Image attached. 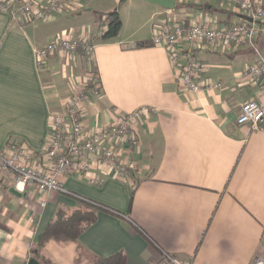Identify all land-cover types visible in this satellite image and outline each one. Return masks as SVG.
Masks as SVG:
<instances>
[{
	"label": "crops",
	"instance_id": "1",
	"mask_svg": "<svg viewBox=\"0 0 264 264\" xmlns=\"http://www.w3.org/2000/svg\"><path fill=\"white\" fill-rule=\"evenodd\" d=\"M109 11L118 12L121 29L104 41L99 28ZM243 16L224 0H175L172 10L143 0H74L33 21L0 11V149L8 141L25 144L34 153L32 164L47 169L49 122L76 88L89 91L93 77L100 92L86 94L85 130L149 109L132 129L138 145L130 156L137 170L128 176L117 177L95 160L93 175L71 172L63 178L64 192L28 186L16 196L11 179L0 173V264H26L39 253L58 264H93L118 252L125 264H166L170 258L181 264H252L264 258V127L235 122L244 100L261 101L245 68L264 55V22L253 23L251 45L191 49L204 67L195 76L201 86L196 93L179 83L165 47L134 46L166 23L221 28L245 23ZM68 35L88 39L91 49L57 52L37 65V49ZM81 54L86 59L76 62ZM72 61L79 69L70 67ZM215 83L220 86L207 87ZM91 176L101 183L90 182ZM66 192L124 216L99 211L77 240H50L40 250L37 237L55 211L80 204Z\"/></svg>",
	"mask_w": 264,
	"mask_h": 264
},
{
	"label": "built area",
	"instance_id": "2",
	"mask_svg": "<svg viewBox=\"0 0 264 264\" xmlns=\"http://www.w3.org/2000/svg\"><path fill=\"white\" fill-rule=\"evenodd\" d=\"M74 0H0V11L13 20L22 17L33 21L65 9ZM236 6L238 12L251 19L242 24H229L226 27H212L203 23H166L160 26L150 42L167 49L169 62L174 67L178 81L188 91L199 92L201 86L195 81L196 75L204 72L203 65L192 55L191 49L204 43H229L234 47L251 45L256 29L254 22H264V4L255 0H224ZM105 26H101L100 33ZM88 39L73 35L58 37L36 50L37 65L46 57L57 52L73 53L77 49L90 50ZM245 74L253 79L259 88L261 101L246 99L240 105L236 116L237 125H249L253 129L264 127V55L258 54L256 61L248 64ZM205 86V85H204ZM220 84H207L218 87ZM89 91L85 87L76 88L66 102L63 112H57L49 122L47 138V169L32 164L34 153L22 143L8 141L0 149V173L11 179V188L25 193L28 186L41 193L64 192L63 178L71 172L88 175L91 163L99 160L105 168L117 177L128 176L137 170L131 151L138 143L132 129L146 107H139L121 116L116 123L87 131L83 127V108L86 94L98 95L100 90L95 77L89 80ZM94 174V173H90ZM90 182L100 184L95 176ZM166 264H181L170 258ZM188 264V263H185ZM252 264H264V258L256 257Z\"/></svg>",
	"mask_w": 264,
	"mask_h": 264
},
{
	"label": "trees",
	"instance_id": "3",
	"mask_svg": "<svg viewBox=\"0 0 264 264\" xmlns=\"http://www.w3.org/2000/svg\"><path fill=\"white\" fill-rule=\"evenodd\" d=\"M106 17L105 28L100 33L99 39L110 40L119 34L121 29V19L117 11L104 13ZM150 40L138 41L135 47L142 48L151 46ZM77 52H83L77 49ZM80 204L73 209L58 208L52 219L49 221L44 231L39 234L36 240L37 247L42 250L47 242L55 241H75L81 233L97 219L99 211L108 212L112 215L123 217L124 215L111 207L88 198L79 196L73 192H66ZM36 259L42 264H58L53 262L43 253L35 255ZM93 264H125V257L121 252L115 253L105 258L97 259Z\"/></svg>",
	"mask_w": 264,
	"mask_h": 264
},
{
	"label": "water",
	"instance_id": "4",
	"mask_svg": "<svg viewBox=\"0 0 264 264\" xmlns=\"http://www.w3.org/2000/svg\"><path fill=\"white\" fill-rule=\"evenodd\" d=\"M123 1L125 0H119V3H122ZM143 1H146V2H149V3H153V4H157L165 9H169V10H172L174 8V5H175V0H143ZM243 18L249 22H251V19L246 17V16H243ZM10 192L13 194V195H16V196H20V193L16 192L15 190L13 189H10ZM26 264H41L39 263L34 257H31Z\"/></svg>",
	"mask_w": 264,
	"mask_h": 264
},
{
	"label": "rangeland",
	"instance_id": "5",
	"mask_svg": "<svg viewBox=\"0 0 264 264\" xmlns=\"http://www.w3.org/2000/svg\"><path fill=\"white\" fill-rule=\"evenodd\" d=\"M86 57H87L86 54H81V55L77 56V58H76V62H80V61H78L79 59H81L82 61H84V60L86 59ZM70 67H71V68L74 67V68L79 69V66L77 67V66H76V63L73 62V61L71 62ZM79 72H81V71H79ZM77 73H78V71H75L74 74H77Z\"/></svg>",
	"mask_w": 264,
	"mask_h": 264
}]
</instances>
